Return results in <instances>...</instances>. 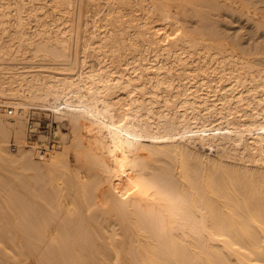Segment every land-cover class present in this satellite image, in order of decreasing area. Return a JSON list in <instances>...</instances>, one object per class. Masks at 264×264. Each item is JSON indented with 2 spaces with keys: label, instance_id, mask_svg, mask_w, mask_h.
Wrapping results in <instances>:
<instances>
[{
  "label": "bare ground",
  "instance_id": "bare-ground-1",
  "mask_svg": "<svg viewBox=\"0 0 264 264\" xmlns=\"http://www.w3.org/2000/svg\"><path fill=\"white\" fill-rule=\"evenodd\" d=\"M78 1L0 0V135L24 141L0 138V264H264V40L213 19L240 0ZM1 106L53 111L64 148L37 160Z\"/></svg>",
  "mask_w": 264,
  "mask_h": 264
},
{
  "label": "rangeland",
  "instance_id": "rangeland-1",
  "mask_svg": "<svg viewBox=\"0 0 264 264\" xmlns=\"http://www.w3.org/2000/svg\"><path fill=\"white\" fill-rule=\"evenodd\" d=\"M98 1H100V2L102 3V5H104V0H97V2H98ZM144 1H146V0H144ZM144 1H143V2H144ZM251 1L253 2L254 0H251ZM256 1H257V0H256ZM256 1H254V2H256ZM258 1L260 2L259 4H261V6H260V5H256L255 7H252V8H257V7H258L257 9H253V10H255V11L257 10V11L261 12L260 10H258V9L261 8V10H263L262 12H264V9H263V8H264V2H262L263 4L261 3V1H264V0H261V1L258 0ZM258 1H257V2H258ZM78 2H79V1L77 0V2H76V4H75V7H77L78 5L80 6V3H78ZM100 2H98L99 6H100V7H104V6L101 5ZM146 2H147V1H146ZM239 3H240V5H238V7L234 6V4L231 5L232 3H230V5L233 6V9H232V7H230V5L228 4V5H225V6H221V7H220L221 9L223 8V12H221L222 10H220V11L218 10L219 13L221 12V14H222L223 16L225 15V17H230L231 19L229 18L228 20H231V22H233V24L230 22L231 25H233V26L235 25V26L233 27V26H231V25L229 24V25H230V28H229V27H228V26H229V25H228L229 21L227 20V18H226V19H225V18L223 19V16H221V14H220V16H221V17H220L219 14L216 12V13H217V17L214 16L215 14L213 15V17H214L213 19H215V22H217V24H215V28L217 27V28H216L217 30H218L219 28H220V29L223 28L222 31H224V33L221 32V33H222L221 35H223V34L226 33L225 35L222 36V38H224V40L231 41V38H232V37H230V36H231V34H232V36L235 37V38H234V37L232 38V41H233V40H237V37H238V38L240 37V38H241L240 43L243 44L244 46H246V47H250V45H251L252 48L259 47V45L262 44V43H261V42H262L261 40H264V39H263L264 35H261V36H262V37H261V36H259L260 34H257V35L253 34V35H255V37H253V35H252V38H251V39H250L249 37H251L250 34H252V33H261V32H262V34L264 33V32H263L264 29H262V28H261V30H259L260 32H259V31L256 32V31H257V27H258L259 25H258L257 27H254V26H255V23H256V22H254V21H255V20H256V21H257V20H258V21H259V20H262V18L259 19V17H262V16L264 17V14L262 13L263 15H261V13H259V12H253V13H256L258 17L255 16V15L253 14V16L256 17V18L253 17V19H252L253 22H252V21H249V20H250L249 18H250V17L252 18V16H251L252 13H249L250 15L247 17V18H248V19H247L248 21H247L246 18H245V16H244L245 14H240V15H239L238 13H236V12H237L236 10H238V12H239V6H243V8L241 7L242 10H243V11L241 10V11H242L241 13H246V14H248L247 12H252L253 10H252V11H251V10L248 11V10L245 8V5L242 4L241 0H240ZM252 4H253V3H252ZM256 4H258V3H256ZM250 5H251V3L249 4V6H250ZM227 6H228L229 8H231L233 11L230 12L231 9L229 10V8H228ZM251 6H252V5H251ZM251 6L248 7V9L251 8ZM225 7L229 10V11L227 10L226 13H227V12L230 13V14H229L230 16H228V15L225 13V10H226ZM234 7H235V8H234ZM246 7H247V6H246ZM262 7H263V8H262ZM77 8H78V7H77ZM77 8L74 10L75 12L73 11V12H74L73 14H74V16H75V17L73 16L74 19H75V20H74V25H73V27H72V29H73L72 32H73V33L71 32V34H72L73 37H75V33H76V32H75V30H76V26H75V25L77 24V18H78V16H77L78 12H77V11L79 10V8H78V10H77ZM252 8H251V9H252ZM234 9H235V10H234ZM244 10H245V11H244ZM140 11L142 12V10H140ZM234 11H236V12H234ZM75 13H77V14H75ZM224 13H225V14H224ZM234 13H236L237 16H235ZM258 13H259V14H258ZM232 14H234V16H232ZM226 15H227V16H226ZM260 15H261V16H260ZM180 16H181V18H182V15H180ZM239 16H240V17H239ZM241 16H243V17H241ZM246 16H247V15H246ZM215 17H216V18H215ZM233 17L238 18V22L235 21V20H237V19H235V18L233 19ZM219 18H221L223 21L227 20L228 23H227V21H226V22H223V21H222L221 19H219ZM241 18H243V19H241ZM244 18H245V19H244ZM257 18H258V19H257ZM191 19L193 20V18H191ZM254 19H255V20H254ZM182 20H183V18H182ZM240 20H243V21H242L243 24H244V21L246 20V22H245L246 24L243 25V24L241 23ZM183 21H184V20H183ZM183 21H182V22H183ZM218 21H220V22H218ZM234 21H235V23H234ZM262 21H263L262 23L264 24V18H263ZM75 22H76V23H75ZM185 22H186V21H185ZM185 22H183V23H185ZM189 22H190V21H189ZM189 22H188V26H187V28L189 27V28H191V29L193 28V29L195 30V28L197 29V27H199V25H198L197 23H195L194 20L191 21V23H189ZM192 22H193V23H192ZM222 22H223V23H222ZM260 22H261V21H260ZM260 22H259V23H260ZM183 23H182V24H183ZM219 23H220V24H219ZM237 23H238V24H237ZM259 23H257V24H259ZM262 23H261V25H262ZM223 24H224V25H223ZM247 24H248V25H247ZM252 24H253V25H252ZM66 25H68V24H66ZM186 25H187V24H186ZM219 25H221L222 27L219 26ZM225 25H226L227 27H226ZM238 25H239V26H238ZM251 25L256 29V31H254V32H251V31H250V30H252V31L255 30L253 27H248V26H251ZM68 26H69V25H68ZM218 26H219V28H218ZM224 26H225V28H224ZM237 26H238V27H240V26L245 27L246 29L244 28V30H245L246 34H247V32H248V35H246V34L244 33V30H241L242 27L239 29ZM166 27H167V29L170 28L169 26H166ZM168 27H169V28H168ZM184 27H185V26H184ZM236 27H237L238 30L236 29ZM259 27H261V26H259ZM259 27H258V28H259ZM70 28H71V25H70ZM227 28H228V30H229V29L232 30L231 33H229V32L226 31ZM231 28H232V29H231ZM248 28H249V29H248ZM235 30H237L238 33H237V32H234ZM247 30H248V31H247ZM220 31H221V30H220ZM225 31H226V32H225ZM240 32H241V33H240ZM219 33H220V32H219ZM228 33H229V34H228ZM233 33H235V35H233ZM241 34H242V35H241ZM243 34H245V36H244ZM227 35H228V36H227ZM238 35H240V36H238ZM247 36H249V37H247ZM256 36H258L259 38H258V37L256 38ZM243 37H245V38H243ZM246 37H247L249 40H247ZM242 38H243V39H242ZM254 38H255L256 40H254ZM257 39L260 40V41L258 42ZM246 41H249V42L246 43ZM255 41H256V42H255ZM254 42H255V45H254ZM257 44H259V45H257ZM248 45H249V46H248ZM263 45H264V42H263ZM263 45L260 46V48H262V50H264ZM255 46H256V47H255ZM260 50H261V49H260ZM24 61H27V62L30 61V62H31L32 60H24ZM15 107H16V108H15ZM13 109H15V110L18 109V112H19V107L14 106ZM23 109H24L25 111H27L28 107H27V108L25 107V108H23ZM5 110H6V109H5ZM3 111H4V110H3ZM47 111H48V110H47ZM43 112H46V110H43ZM6 113H7V111H5V113H4L5 116H4V115H3V116L6 117V119H7L9 122H11L10 125L13 124L12 122H15V123L17 122V120H15V117L10 116V115H7ZM51 113H52L53 115L56 116L55 118H56V121H57V123H58V125L56 126V129H57L58 126H59V122H60V120H59V122H58V120H57V119H58V116H57L56 114H54L53 111H52ZM13 115H14V114H13ZM23 124H25V122H24ZM25 126H26V125H24V127H25ZM63 127H64V128H63ZM63 127H62L63 129L61 128V129H62V130H61L62 132H71V133L74 132V131H73V127H71V126H70V127H69V126H63ZM65 127H66V128H65ZM25 128H26V127H25ZM67 128H69V129L71 128L72 130L70 129L71 131H69V129L67 130ZM25 130H26V129H25ZM0 138H1V139H4V140H6V141H8V147H7V148H8V150H9V152H10L9 154H10V155H14V156H15V154H17L20 150H18V151H12L11 148H10V141L14 138V139H16V141L18 140L20 143H23V142H24V141H21V140L18 138V136L16 135V132L14 131V129H13L12 127H10L9 129H7L4 135H0ZM46 138H47V137H45V138L37 137V140H38V141H43V140H45ZM57 139H59V138H57ZM18 141H17V142H18ZM59 141H60V139H59ZM64 143H65V142H63V143H62V142H58V144H59V145H57L58 147L56 146V148H54V149L50 152V154H49L47 157H44V158H42V157H41V158H40V157H37V160H39V159H40L39 161H45V160H48V158H50L51 154H53V152H54L55 149H56L57 151H59V150L61 151V150L64 148V145H63ZM25 144H26V143H25ZM59 146H60V147H59ZM62 146H63V148H62ZM27 148H28V147H27ZM57 148H58V149H57ZM193 149H194V152H195L196 154H197V152H198V153L200 154L199 156L202 155L203 157L201 156V158L205 159V161H206L207 159H209V162H210V163H211V162L213 163V161H214V162H218L219 159L221 160L222 157L224 158L222 150H221L220 148H217V147H215V148H213V147H206V148H205V146H203L202 144L199 143V144H197L196 146H193ZM202 149H203V150H202ZM199 151H200V152H199ZM55 152H56V151H55ZM55 152H54V153H55ZM201 152H202V153H201ZM56 153H57V152H56ZM73 153H74V152H72V155L70 154V158H71L72 162L75 163V160H76V159H75ZM217 153H218V154H217ZM204 155H206V157H205ZM213 155H214V156H213ZM212 156H213L214 160H213ZM216 156H217V157H216ZM219 156H220L221 158H220ZM34 157L36 158L35 155H34ZM207 157H208V158H207ZM206 158H207V159H206ZM216 159H217L218 161H216ZM228 160H229V159H228ZM207 162H208V160H207ZM209 162H208V163H209ZM1 163H2V162H1ZM5 163H6V162H3V164H5ZM17 163H19V162L17 161ZM13 164H15V162H14ZM0 166H1V165H0ZM20 168H21V166H20ZM23 168H24V167H23ZM23 168H21V171H20V169H19V171H20V173L22 172V174L24 173L23 175H25V176H26V175L29 176L30 173H31L32 171H33V172H34V171L36 172V170H32V169H31V170H32V171H31V170H29V169H27V168H26V169H23ZM22 169H23V171H22ZM4 171H5V170H4ZM16 171H17V170H16ZM26 171H27L28 173H26ZM33 172H32V173H33ZM35 172H34V173H35ZM4 173H5V174H3V172H2V174L5 175V177H7V178L9 177V180H11V179L14 180V177H11V176H13L12 174H16V172H15V173H12L11 176H10V174H8V173L6 174V172H4ZM20 173L17 172V175L20 174ZM25 173H26V174H25ZM32 173H31V174H32ZM2 174H1V176H2ZM35 174H36V173H35ZM37 174H38V173H37ZM6 175H9V176H6ZM32 175H33V174H32ZM40 175H41V174H39L38 176L40 177ZM20 176H21V175H20ZM30 176H31V175H30ZM35 176H36V175H35ZM35 176H34V177H35ZM38 176H37V177H38ZM3 177H4V176H3ZM10 177H11V178H10ZM34 177L32 176V180H33ZM43 177H44V175H43ZM46 177H47V176H46ZM1 178H2V177H1ZM19 178H20V177H19ZM29 178H31V177H29ZM41 178H42V177H41ZM44 178H45V177H44ZM47 178H48V177H47ZM25 179L27 180V178H25ZM13 180H11V181H13ZM41 180L44 181V179H41ZM1 181H3V180H1ZM15 181H17V180H15ZM28 181H29V179H28ZM33 181H34V180H33ZM35 181H36V177H35ZM3 182H4V181H3ZM5 182H6V181H5ZM23 182H24V181H23ZM25 182H26V181H25ZM31 182H32V181H31ZM36 182H37V181H36ZM50 182H52V181L50 180ZM26 183H27V182H26ZM38 183H39V181L37 182V184H38ZM42 183H43V182H42ZM45 183H46V180H45ZM45 183H43V184H45ZM48 183H49V182H48ZM37 184H36V185H37ZM50 184H52V183H50ZM36 185H35V186H36ZM38 186H39V185H37L36 187H38ZM47 186H48V185H47ZM39 187H40V186H39ZM44 187H45V186H44ZM34 188H35V187H34ZM31 189H32V188H31ZM36 189H37V188H36ZM36 189H35V190H36ZM27 190H28V189H27ZM33 190H34V189H33ZM35 190H34V191H35ZM0 193H2V191H0ZM2 194L5 195L6 193L3 192ZM2 194H1V196H2ZM4 195H3V196H4ZM65 195H66V193H65ZM1 196H0V198H2ZM4 197H5V196H4ZM6 197H7V196H6ZM6 197H5V199H7ZM64 197H65V196L61 197V198H62L61 200H67V198H64ZM66 197H67V195H66ZM2 199H4V198H2ZM2 199H0V202H1V203H2V201H1ZM5 199H4V200H5ZM4 200H3V203H4L5 205H7L9 201H7V200L4 201ZM1 203H0V204H1ZM3 203H2V204H3ZM4 204H3V205H4ZM15 226H17V225H15ZM18 226H19V225H18ZM11 227H14L13 224L11 225ZM22 227L25 229V228H31L32 226H31V225H23V226L20 225L18 228H22ZM18 228H16V229H18Z\"/></svg>",
  "mask_w": 264,
  "mask_h": 264
},
{
  "label": "built area",
  "instance_id": "built-area-1",
  "mask_svg": "<svg viewBox=\"0 0 264 264\" xmlns=\"http://www.w3.org/2000/svg\"><path fill=\"white\" fill-rule=\"evenodd\" d=\"M1 107L5 108L10 116H18L24 120L26 125V134L29 140V142H26V147L29 148V144L31 143L33 151L38 157H47L58 145V140L55 136L56 126L58 123L55 119V115L51 113V110L43 112L44 109L29 107L27 111L21 109L19 110L20 112H18V109L13 110L8 106ZM39 134H44L47 138L43 141H38L37 136ZM10 148L12 151H18L20 149V145L16 139L13 138L10 141Z\"/></svg>",
  "mask_w": 264,
  "mask_h": 264
}]
</instances>
